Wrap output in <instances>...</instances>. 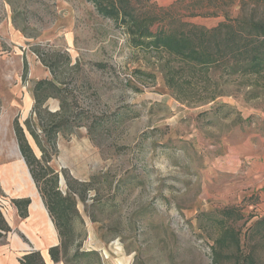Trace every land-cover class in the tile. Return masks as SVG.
Masks as SVG:
<instances>
[{
    "label": "rangeland",
    "instance_id": "374dc122",
    "mask_svg": "<svg viewBox=\"0 0 264 264\" xmlns=\"http://www.w3.org/2000/svg\"><path fill=\"white\" fill-rule=\"evenodd\" d=\"M152 2L142 12L164 24L213 28L223 17L202 15L235 17L238 3L264 19V0ZM41 81L61 89L42 107L47 123L65 121L50 163L58 189L80 193L62 264H264V222L253 226L264 221V75L208 76L134 48L86 0H0V200L10 208L21 190L43 202L13 127L40 159L25 123L35 125ZM224 230L239 250L216 245Z\"/></svg>",
    "mask_w": 264,
    "mask_h": 264
},
{
    "label": "trees",
    "instance_id": "16d2710c",
    "mask_svg": "<svg viewBox=\"0 0 264 264\" xmlns=\"http://www.w3.org/2000/svg\"><path fill=\"white\" fill-rule=\"evenodd\" d=\"M94 6L96 13L115 23L123 29L129 38L132 47L141 50H150L164 53L193 68L196 73L210 75L218 73L219 77H259L264 75V19L256 18L251 12L245 14V4L240 5L238 14L232 17L229 11L214 12L204 17H223V21L213 28H204L181 20L164 24L157 17H150L148 12H142L147 7L155 10L153 0H143L140 7L139 0H86ZM259 3H262L258 1ZM232 4V2H230ZM200 15L191 13L188 17ZM157 22L162 26L156 32L152 27ZM169 87V84L166 83ZM43 88L51 90L49 95H40ZM61 89L54 82H38L35 88V106L37 114L35 125L25 123L27 131L34 139L41 152L38 159L29 145L23 128L14 120V132L19 151L29 168L31 177L41 194L44 206L51 218L60 239V244L50 248L48 254L54 263L61 262L68 246L74 241L73 220L77 221L79 215L76 209V200L73 197L77 192L67 183V190L62 193L58 189V174L51 168L50 163L56 154V136L62 132L61 116L54 115L53 122L47 123L42 117V107L49 97L61 100ZM211 99V101H213ZM58 119V120H57ZM37 127L41 135H37ZM42 137V139H41ZM80 194V193H79ZM81 196V195H80ZM21 219L27 217L29 199L14 200ZM224 218L234 216L230 210L224 211ZM241 218V215H236ZM263 220L255 221L253 226H259ZM10 232L3 215L0 212V241H3ZM231 244L239 250L240 240L232 231L224 230L217 239L216 245ZM218 256V253H216ZM246 264H255L252 257L244 259ZM20 264H45L39 252H33L22 257Z\"/></svg>",
    "mask_w": 264,
    "mask_h": 264
},
{
    "label": "crops",
    "instance_id": "0c3cea01",
    "mask_svg": "<svg viewBox=\"0 0 264 264\" xmlns=\"http://www.w3.org/2000/svg\"><path fill=\"white\" fill-rule=\"evenodd\" d=\"M5 194L9 196V193ZM23 194L21 190L18 196L10 198L13 208L9 207L10 211L3 216L10 232L3 243L0 241V264H20L23 256L33 252H39L45 264H62L54 263L48 254L50 248L60 244V239L43 202H33L29 196ZM21 199L30 200L25 219L19 217L12 204V201ZM98 250L106 255L110 248L101 245Z\"/></svg>",
    "mask_w": 264,
    "mask_h": 264
},
{
    "label": "built area",
    "instance_id": "2783aa9c",
    "mask_svg": "<svg viewBox=\"0 0 264 264\" xmlns=\"http://www.w3.org/2000/svg\"><path fill=\"white\" fill-rule=\"evenodd\" d=\"M0 202H1L0 203V212L4 216L5 214L8 213L9 204L7 202L4 203L1 200H0Z\"/></svg>",
    "mask_w": 264,
    "mask_h": 264
},
{
    "label": "water",
    "instance_id": "95a60500",
    "mask_svg": "<svg viewBox=\"0 0 264 264\" xmlns=\"http://www.w3.org/2000/svg\"><path fill=\"white\" fill-rule=\"evenodd\" d=\"M22 161H23V163H25V161H24L23 159H22ZM28 177H29L30 181H31L32 183H34V181H33L32 177H31L30 173H28ZM60 183H61V180H60Z\"/></svg>",
    "mask_w": 264,
    "mask_h": 264
}]
</instances>
